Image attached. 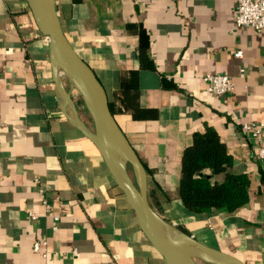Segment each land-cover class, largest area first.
<instances>
[{"label": "crops", "instance_id": "1", "mask_svg": "<svg viewBox=\"0 0 264 264\" xmlns=\"http://www.w3.org/2000/svg\"><path fill=\"white\" fill-rule=\"evenodd\" d=\"M236 2L55 5L65 36L94 71L145 167L150 205L197 240L244 264H264V164L242 128L264 123V28L237 26ZM207 73L228 75L233 89L211 93L202 80ZM61 78L90 127L78 93ZM73 117L27 0H0V264H165ZM205 125L225 143L233 170L250 178L247 202L232 211L190 213L177 195L182 150ZM37 241L44 242L40 251Z\"/></svg>", "mask_w": 264, "mask_h": 264}, {"label": "water", "instance_id": "2", "mask_svg": "<svg viewBox=\"0 0 264 264\" xmlns=\"http://www.w3.org/2000/svg\"><path fill=\"white\" fill-rule=\"evenodd\" d=\"M35 26L47 38L53 79L63 102L73 112L74 125L94 144L108 173L132 209L144 237L165 264H244L232 254L209 246L163 218L147 198V173L108 105L103 86L92 68L77 54L65 36L55 0H27ZM64 77L79 95L90 127L79 117L64 88Z\"/></svg>", "mask_w": 264, "mask_h": 264}, {"label": "trees", "instance_id": "3", "mask_svg": "<svg viewBox=\"0 0 264 264\" xmlns=\"http://www.w3.org/2000/svg\"><path fill=\"white\" fill-rule=\"evenodd\" d=\"M233 164L213 127L205 125L202 131L193 132L180 159L177 195L183 208L207 214L221 208L232 211L246 203L250 178L247 173L235 172Z\"/></svg>", "mask_w": 264, "mask_h": 264}, {"label": "built area", "instance_id": "4", "mask_svg": "<svg viewBox=\"0 0 264 264\" xmlns=\"http://www.w3.org/2000/svg\"><path fill=\"white\" fill-rule=\"evenodd\" d=\"M236 11L234 23L240 27H248L253 29L264 28V0H236ZM235 56H240L241 51L236 50ZM202 80L206 83L207 90L215 95H223L233 89L234 83L232 79L221 73H207L202 76ZM263 122H245L242 128L247 131L250 136L257 141V149L255 152L256 158L264 164V139L262 138ZM46 204V199L43 200ZM28 215L34 219L36 215L29 211ZM55 227V226H54ZM44 242H34L33 249L41 250V245ZM45 255V251H42Z\"/></svg>", "mask_w": 264, "mask_h": 264}, {"label": "rangeland", "instance_id": "5", "mask_svg": "<svg viewBox=\"0 0 264 264\" xmlns=\"http://www.w3.org/2000/svg\"><path fill=\"white\" fill-rule=\"evenodd\" d=\"M197 263L198 264H208V263L203 262L202 260H197Z\"/></svg>", "mask_w": 264, "mask_h": 264}]
</instances>
